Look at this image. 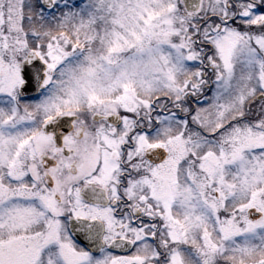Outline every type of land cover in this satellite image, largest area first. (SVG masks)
<instances>
[{
  "label": "snow or ice",
  "instance_id": "obj_1",
  "mask_svg": "<svg viewBox=\"0 0 264 264\" xmlns=\"http://www.w3.org/2000/svg\"><path fill=\"white\" fill-rule=\"evenodd\" d=\"M0 264H264V0H0Z\"/></svg>",
  "mask_w": 264,
  "mask_h": 264
}]
</instances>
